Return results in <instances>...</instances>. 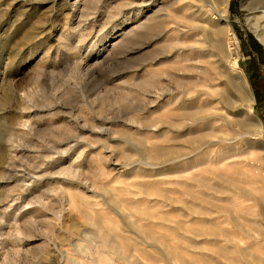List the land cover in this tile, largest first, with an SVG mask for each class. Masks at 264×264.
I'll list each match as a JSON object with an SVG mask.
<instances>
[{"label":"rangeland","instance_id":"1","mask_svg":"<svg viewBox=\"0 0 264 264\" xmlns=\"http://www.w3.org/2000/svg\"><path fill=\"white\" fill-rule=\"evenodd\" d=\"M153 12L152 30L112 47ZM224 18L207 0H0L1 261L16 238L11 264L245 263L202 233H239L243 211L264 228V0H228ZM224 21L229 31L215 35ZM87 207L104 228L88 225ZM135 208L165 219L138 223L180 257L139 235ZM27 220L31 237L20 239L13 230ZM102 232L114 244L120 233L131 254Z\"/></svg>","mask_w":264,"mask_h":264},{"label":"bare ground","instance_id":"2","mask_svg":"<svg viewBox=\"0 0 264 264\" xmlns=\"http://www.w3.org/2000/svg\"><path fill=\"white\" fill-rule=\"evenodd\" d=\"M209 3H210V7H211V9L214 11V12H216L217 13V15L222 19V20H225V18H224V15H225V12H226V7H227V4H228V0H207ZM158 12H160V10H158ZM262 12V11H261ZM154 13L155 12H153L152 14H149V15H147L146 17H145V20L143 21V22H141V23H138L135 27H132V28H130L129 30H127V31H124L123 33H122V35H121V40H120V42L118 43V41H116V42H114L113 44H112V47L115 45V46H123L124 44H125V42H126V40H125V37L126 36H128V34H131L132 33V35H130V36H135V33H138V31H149L150 29L152 30V28H154V24L156 23V22H158L159 21V19H157V17H155V16H157V15H154ZM159 14V13H158ZM161 15V14H160ZM172 15V14H171ZM172 17H173V15H172ZM174 17H176V18H180V16L178 15V14H175L174 13ZM183 18V17H182ZM161 19V18H160ZM184 20H185V18H183ZM187 20V19H186ZM190 21H191V19H190ZM189 21V22H190ZM160 22H161V20H160ZM163 22V21H162ZM213 27V26H212ZM215 27V29L213 28V33L215 34V35H218V34H220V33H227L228 31H229V25L226 23V21H224V24L223 25H220V26H218V25H215L214 26ZM147 31V32H148ZM133 36V37H134ZM80 37H82L83 38V34H81L80 35ZM129 38V37H128ZM118 43V44H117ZM216 43H217V45L220 47V49H223L224 47V45H223V43H222V40H216ZM221 51V50H220ZM225 53V52H224ZM243 76V75H242ZM190 80V79H189ZM182 82V81H181ZM242 83H244V85H243V87H244V96H245V98L247 99V101L249 102H252V96H251V94H250V92L247 90V88L245 87V81L243 80V82ZM188 84V83H187ZM151 85L153 86V83H149V82H147L146 83V86L147 87H151ZM160 86V85H159ZM184 86V85H183ZM185 86H186V84H185ZM207 87V86H206ZM243 90V89H242ZM163 91V90H162ZM186 91L187 92H189L190 90L187 88V86H186ZM186 92V93H187ZM122 93H124L125 94V92H123L122 91ZM121 93V94H122ZM122 96H123V94H122ZM123 97H125V96H123ZM230 101V100H229ZM213 104V103H212ZM209 105H211V104H209ZM210 107V106H209ZM201 109V108H200ZM209 108H207V110H208ZM189 110V109H188ZM204 110V109H203ZM196 111V110H195ZM201 130V129H200ZM200 130H198V133H199V131ZM203 131V130H202ZM205 131V130H204ZM207 132V131H206ZM222 132V131H221ZM200 134H201V132H200ZM251 146V145H250ZM253 146V145H252ZM249 150H251V149H248V152H249ZM253 151V150H252ZM246 153V152H245ZM244 154V153H243ZM246 155V154H245ZM244 155V156H245ZM248 155V154H247ZM251 155V154H250ZM253 155V154H252ZM251 155V156H252ZM259 155V154H258ZM225 156V155H224ZM232 156V155H231ZM231 156L230 157H220V158H218V159H216L215 160V166L216 165H218L219 166V164L220 163H222L223 162V160H225L226 158L227 159H229V158H231ZM233 157V156H232ZM238 157V156H237ZM248 157V156H247ZM236 158V157H235ZM258 158V157H257ZM226 159V160H227ZM252 160V159H251ZM259 161V160H258ZM256 162V161H255ZM244 163V162H243ZM257 163V162H256ZM229 164H231V163H229ZM228 164V165H229ZM227 165V166H228ZM231 165H233V164H231ZM231 165H229V166H231ZM220 166H221V164H220ZM228 166V167H229ZM199 168H200V166H199ZM253 168V167H252ZM218 169V168H217ZM182 170H184V169H182ZM212 170V169H211ZM227 170L228 169H226V166L225 167H219V170H218V173H220V177L221 176H223V179H224V175H226L227 174ZM199 171H201L202 173H208V175H209V173H211V172H213V171H210V168L209 167H207V166H205V167H201L200 169H199ZM188 172V171H187ZM239 172V171H238ZM215 173V172H214ZM218 173H216L217 175H218ZM182 174V173H181ZM184 174H185V172H184ZM212 174V173H211ZM244 174V173H243ZM202 175V174H201ZM216 175V176H217ZM228 175V174H227ZM250 175V174H249ZM215 176V177H216ZM218 176V177H219ZM252 176V175H251ZM181 177H182V175H181ZM187 177V176H186ZM202 177V176H201ZM201 177H198V178H201ZM244 177V176H243ZM184 178V177H183ZM182 178V179H183ZM210 178V177H209ZM227 178V177H226ZM201 179H203V178H201ZM216 179H218L217 177H216ZM223 179H220L221 180V182H222V180ZM230 179V178H229ZM251 179V178H250ZM259 179V178H258ZM188 181L190 180V179H187ZM193 179L191 178V180L190 181H192ZM260 180V179H259ZM189 181V182H190ZM195 181H196V178H195ZM194 180H193V182H195ZM197 181H199V179L197 180ZM209 181H210V179H209ZM224 181V180H223ZM200 182V181H199ZM201 183V182H200ZM220 183V182H219ZM224 183V182H223ZM204 184V183H203ZM224 184H227V182H226V180H225V183ZM230 184H232V183H230ZM242 184V183H241ZM247 184V183H246ZM246 184H245V182H244V185L246 186ZM252 184V183H251ZM179 185V184H178ZM205 185H206V183H205ZM234 185V184H233ZM204 186V185H203ZM207 186H208V184H207ZM206 186V187H207ZM213 186V185H212ZM237 187L239 190H241V188L243 189V188H245V186H243V187H241L240 185H234V187ZM183 187H185L186 188V186H184L183 185ZM205 187V186H204ZM205 187V188H206ZM209 187V186H208ZM207 187V188H208ZM236 187H235V189H236ZM247 187H249V186H247ZM155 188V187H154ZM188 188L190 189L191 187H189L188 186ZM204 188V189H205ZM212 188V187H211ZM217 188V187H216ZM233 188V187H232ZM250 188V187H249ZM191 189H195V188H191ZM209 189V188H208ZM213 189V188H212ZM212 189H211V191H212ZM215 189V188H214ZM217 189H219V188H217ZM217 189H215V191L217 190ZM246 189V188H245ZM251 189H254L253 188V186H252V188ZM257 189V188H256ZM207 190V189H206ZM210 190V189H209ZM208 190V192H210ZM220 190V189H219ZM147 191H148V189H147ZM187 191V190H186ZM214 191V190H213ZM227 191V190H226ZM225 191V192H226ZM248 191V194H250V193H253V192H251L252 190H246V192ZM256 191V190H255ZM153 192V191H152ZM158 192V191H157ZM189 192V191H188ZM220 192H221V190H220ZM224 192V191H223ZM222 192V193H223ZM228 193H229V191H227ZM226 192V193H227ZM238 192V191H237ZM237 192H235V193H237ZM257 192V191H256ZM165 193V192H164ZM193 193H195V190H194V192ZM154 194H155V191H154ZM158 195H161L159 192L157 193ZM189 194L191 195V192H189ZM199 194V193H198ZM207 194V193H206ZM216 194H218L217 193V191H216ZM199 195H201V194H199ZM208 195V194H207ZM252 195H254V194H252ZM163 196V195H162ZM161 196V197H162ZM194 196H195V194H194ZM203 196V195H202ZM255 196V195H254ZM196 197H197V195H196ZM203 197H205V196H203ZM208 196H206L205 197V199L204 200H207L206 198H207ZM199 199H200V197H198ZM202 199V198H201ZM258 199V198H257ZM211 200V199H210ZM253 200V199H252ZM179 201V200H178ZM203 201V200H202ZM254 201H255V199H254ZM206 202V201H205ZM208 203V202H207ZM206 203V204H207ZM210 203V202H209ZM208 203V204H209ZM211 203H213V201L211 202ZM215 203H217L216 202V200H215ZM218 203H220L219 201H218ZM85 204V203H84ZM122 204V203H121ZM221 204V203H220ZM222 204H223V202H222ZM224 204H227V203H224ZM89 205V204H88ZM123 205V204H122ZM213 205H214V203H213ZM231 205V204H230ZM237 205H239V204H237ZM257 205V204H256ZM80 205L78 204V207H79ZM82 206V205H81ZM138 206V205H137ZM227 206V205H226ZM233 208H234V203H233ZM236 206V205H235ZM85 207V206H84ZM88 208V207H87ZM87 208H80V209H82V210H80L81 211V213H82V217H83V215H84V220H86V222L88 223V225H89V223L91 224V225H93L95 228H98L99 230H100V228L101 227H103L105 224H104V221H103V223L101 224V221H100V219L98 220V218L96 217H93L94 215L92 214L91 215V212H90V210H89V208L87 209ZM132 208H134V206L132 207ZM223 208V207H222ZM230 208H232V207H230ZM236 208H238L237 206H236ZM239 208H240V206H239ZM245 209H246V207H244ZM243 208V210H245ZM91 209V208H90ZM223 209H226V207L225 208H223ZM241 209H242V207H241ZM247 209H248V207H247ZM146 210V211H145ZM144 211L143 210H140V209H138V208H135L134 209V214L137 216L136 218V222H134V225H137V223H138V221L139 220H141L144 216H148V217H150L151 219L152 218H159V219H161V221L162 220H165L163 217L161 218V216H159V215H157L155 212V214H153V213H149V212H147L148 210L147 209H145ZM198 210V209H197ZM196 210V211H197ZM231 210V209H230ZM249 210V209H248ZM251 210H252V208H251ZM152 211V210H151ZM233 211V210H232ZM231 211V212H232ZM234 211H236V209L234 208ZM237 211H238V209H237ZM95 212V211H94ZM153 212V211H152ZM158 212V211H157ZM199 212V211H198ZM239 212V211H238ZM96 213V212H95ZM201 213H203V212H201ZM234 213V212H233ZM236 213V212H235ZM159 214V213H158ZM167 214V213H166ZM204 214V213H203ZM205 214H208L207 212L205 213ZM243 214H244V211L243 212H241L239 215H238V218L237 219H234L233 221H234V223H236V222H238L239 224H237L238 225V228H239V233H227L228 232V230H223V231H220V232H212V230L211 231H209L210 230V228L208 229V230H203L204 232L202 233V235L203 236H207L208 238L209 237H213V239H214V236H218V237H220V238H222V240H224V241H227L231 246H235V247H237L239 250H240V253L244 256V262L245 263H239V262H237L235 259H232V258H228V256L227 255H222L223 256V259L225 258V260L226 261H228L230 264H248V260L251 262L250 264H264V242H263V240H264V228L263 227H261L260 225H255V224H253L251 221H249V220H247V219H245L244 217H243ZM254 214V213H253ZM258 214V213H257ZM246 215H248V212H247V214ZM245 215V216H246ZM249 215H250V212H249ZM58 217H57V219L59 220L60 218H59V215H57ZM170 216V215H169ZM205 216V215H204ZM229 216H233L232 214L231 215H229ZM251 216H253V215H251ZM109 217V216H108ZM257 217V216H256ZM262 217V216H261ZM100 218V217H99ZM109 218H111V217H109ZM244 218V219H243ZM233 219V218H232ZM240 219V220H239ZM51 220V219H50ZM154 220V219H153ZM44 221V220H43ZM46 221V220H45ZM100 221V222H99ZM111 221V220H110ZM115 221V220H114ZM236 221V222H235ZM46 222H48V221H46ZM85 222V221H84ZM107 222V221H106ZM105 222V223H106ZM140 222V221H139ZM170 222V221H169ZM86 223V224H87ZM102 225H100V224ZM115 223V222H114ZM154 223V222H153ZM174 223H178V222H174ZM173 223V224H174ZM8 224V223H7ZM11 224V223H10ZM21 224V223H20ZM25 226H26V231H24V230H21V228L20 227H18V226H16V225H14L11 229H13L15 226H16V228H14V230L13 231H15V233H17L16 235H17V237L18 236H20V235H24L25 233H26V236L25 237H29L31 234V232H30V229H31V225H32V223H31V221H29V220H27V221H25L24 223H23ZM179 224V223H178ZM49 225V224H48ZM114 225H116V224H114ZM138 227H137V229H138V232L140 233L139 235H142L145 239H149V240H154V241H156L157 243H159L160 244V246H161V249H162V252H164L165 253V255L164 256H169V257H180L181 256V252L176 248V247H173V246H171L170 244L171 243H169V242H167V239L166 238H161L160 236L158 237L157 235H155L154 234V231H152L151 229H143V228H141V226L142 225H140L139 223H138ZM206 225V224H205ZM204 225V226H205ZM4 226V225H3ZM2 226V227H3ZM101 226V227H100ZM177 226V225H176ZM212 226V225H211ZM216 226V225H215ZM214 226V227H215ZM24 227V226H23ZM116 227V226H115ZM154 227V226H153ZM181 227V226H180ZM217 227V226H216ZM46 228H48V226L46 227ZM104 228V227H103ZM205 228V227H204ZM220 228V227H219ZM11 229H9V230H11ZM107 229V228H106ZM213 229H215V228H213ZM28 230V231H27ZM45 230V229H44ZM50 230V229H49ZM48 230V232H50ZM182 230V229H181ZM217 230V229H216ZM22 231H24V232H22ZM225 231H227V232H225ZM9 232V231H8ZM11 232V231H10ZM45 232H46V230H45ZM44 232V233H45ZM52 232V234H50V235H53V231H51ZM57 232H55V234H56ZM106 232H102V234H101V238H102V240H104L105 241V243H107L108 245H109V247L108 248H111V249H113V251H118V252H120V253H125V252H128L130 249H132L131 247H128V244H127V242H126V240L122 237V235L120 234V233H118V232H115V234H116V237H117V242L114 244V242H112V241H110L109 239H108V237H107V235L105 234ZM109 233V232H108ZM1 234H2V232H1ZM0 234V236H2ZM6 234V233H5ZM7 234H10V233H7ZM46 234V233H45ZM172 234V233H171ZM12 235H13V233H12ZM12 235H11V237H12ZM112 235V234H111ZM169 235V234H168ZM199 235V234H198ZM14 236H15V234H14ZM13 236V238H15ZM47 236V235H46ZM56 236V235H55ZM6 237V236H5ZM4 237V238H5ZM24 237V236H23ZM31 237V236H30ZM58 237V236H57ZM114 237H115V235H114ZM141 237V236H140ZM3 238V239H4ZM20 239L22 238L21 236L19 237ZM136 238V237H135ZM142 238V237H141ZM172 238H174V236L172 237ZM177 238H179V236L177 237ZM244 238L246 239V241H244ZM1 237H0V242H2V244L4 245V247H7V245L5 244L7 241L6 240H3V241H1ZM5 239H7V237L5 238ZM18 239V238H17ZM45 239V238H44ZM115 239V238H114ZM212 239V238H211ZM10 240V239H9ZM12 240H14L13 241V243L14 244H12V248L10 247L9 248V250L7 249L4 253H3V256H2V261L0 260V264H11L12 262H13V259H14V254H16V251H17V246H15V243H16V238L15 239H12ZM24 240V239H23ZM29 240V239H28ZM143 240V239H142ZM184 240V239H183ZM143 241H146V240H143ZM172 241V240H171ZM210 241V240H209ZM212 241V240H211ZM10 242H12V241H10ZM17 242H18V240H17ZM21 242V241H20ZM19 242V243H20ZM178 242H181L182 243V239H180V240H178ZM208 242V241H207ZM104 243V244H105ZM128 243H129V241H128ZM184 243V242H183ZM182 243V244H183ZM1 244V243H0ZM17 244V243H16ZM106 244V245H107ZM178 244V243H177ZM210 244V243H209ZM212 244V243H211ZM215 246V245H214ZM129 248V249H128ZM137 248L138 247H136L135 246V249L137 250ZM141 248V247H140ZM158 248H160V247H158ZM133 249H134V246H133ZM212 249H214V247L212 248ZM215 249H217V247H215ZM214 249V250H215ZM258 249L260 250V251H258ZM140 250H142V249H138V251H140ZM156 250V249H155ZM199 250V249H198ZM214 250H212V251H214ZM219 250V249H218ZM133 251V250H132ZM131 251V252H132ZM135 251V250H134ZM137 251V252H138ZM131 252H128V253H130L131 254ZM141 252V251H140ZM139 252V253H140ZM161 252V253H162ZM215 253H216V251H214ZM221 252V251H220ZM220 252H218L220 255H221V253ZM223 252V251H222ZM142 253V252H141ZM153 253V252H152ZM218 253H216L217 255H218ZM223 253H225V252H223ZM229 253V252H228ZM134 254V253H133ZM229 254H232V252L231 253H229ZM55 255V257L57 256L56 254H54ZM128 256H129V254H127ZM157 255V254H156ZM161 255H163V253L161 254ZM184 255V254H183ZM197 255V254H196ZM139 256V255H138ZM147 256V255H146ZM231 255H229V257H230ZM130 257H131V255H130ZM221 257V256H220ZM145 259V258H144ZM178 259V258H177ZM176 259V260H177ZM180 259V258H179ZM178 259V260H179ZM201 259V258H200ZM135 260V259H134ZM173 260V259H172ZM196 260V259H195ZM131 261V260H130ZM143 261V260H142ZM146 261H148V260H146ZM145 261V262H146ZM159 261V260H158ZM165 261H167V260H165ZM185 261V260H184ZM208 261V260H207ZM132 262H135V261H133L132 260ZM132 262H131V264H132ZM206 262V261H205ZM146 263H148V262H146ZM156 263V262H155ZM176 263V262H175ZM196 263V262H195ZM135 264V263H134ZM138 264V263H137ZM150 264H151V262H150ZM153 264V263H152ZM187 264V263H186ZM211 264V263H210Z\"/></svg>","mask_w":264,"mask_h":264}]
</instances>
